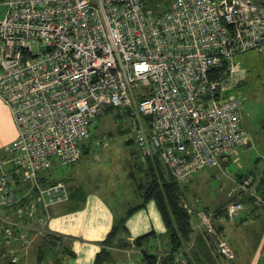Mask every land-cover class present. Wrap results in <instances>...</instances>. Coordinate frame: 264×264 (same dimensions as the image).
Wrapping results in <instances>:
<instances>
[{
    "label": "built area",
    "instance_id": "1",
    "mask_svg": "<svg viewBox=\"0 0 264 264\" xmlns=\"http://www.w3.org/2000/svg\"><path fill=\"white\" fill-rule=\"evenodd\" d=\"M252 51H264V4L253 0H171L159 11L143 0H0V98L18 131L0 152V211L17 209L0 214V260L16 264L32 240L51 233V208L70 191L61 181L43 184L41 173L56 161L79 162L111 108L129 114L142 157L157 158L167 178L184 185L222 168L251 141L236 88ZM263 172L240 182L224 207L229 222L245 209L244 196L264 206ZM196 216L194 235L207 234L234 259L217 214Z\"/></svg>",
    "mask_w": 264,
    "mask_h": 264
},
{
    "label": "rangeland",
    "instance_id": "2",
    "mask_svg": "<svg viewBox=\"0 0 264 264\" xmlns=\"http://www.w3.org/2000/svg\"><path fill=\"white\" fill-rule=\"evenodd\" d=\"M242 61L247 69L248 77L245 84L236 88V94L243 100V128L249 134L251 141L245 147L238 148V155L233 157L234 159L229 163L227 162L226 166L223 165L224 169L222 167L200 171L183 185L182 203L192 213L194 227L198 221L196 216L198 211L220 209L219 201L222 202L228 193L237 190L235 194L232 193L230 200L238 195L240 191V184L238 185L236 182L238 175L248 172H257L258 175L264 167V51L249 52L242 57ZM121 127L128 131L118 133ZM132 128L129 116L120 120L115 117L114 112L104 113L92 126L91 131L96 137L90 136L86 141V144L90 146V154L84 155L78 163L69 166H63L56 161L51 168L52 172L55 176L65 177L66 184H82L87 190L100 192L117 208H119V203H127L128 200L131 204L126 206L127 210L140 204L141 199L133 196L136 186L132 182V177L139 176L136 164L139 162L140 150L134 141ZM128 140H133L134 144H126ZM142 159L144 160L143 157ZM140 179L142 180V178ZM259 193L264 194V173ZM244 211L245 209L240 212L234 222H227L224 215L217 214L216 225L224 227L220 236L231 246L235 257L228 260L222 256L213 238L205 234L212 244L210 247L213 262L210 264H251L253 262L254 252L258 248L257 241L263 234L264 209L255 210V215L241 221L240 217ZM202 233L199 231L193 237L196 239ZM39 239L40 237L35 238L29 247L20 251L22 259L16 264L46 263L44 260L38 261ZM166 239H162L163 242L167 243ZM194 243L197 247V240ZM158 247L150 249L153 250V253L160 255H163L161 253L164 252L165 247L168 250L167 244ZM143 248L149 247L144 245ZM118 251L119 258L116 259H119L120 263L115 264H145L141 251H136V248L135 250L130 248ZM186 251L191 254L192 258L194 252L188 247ZM260 251V262H263V245ZM2 259L0 264H8L6 260L9 258L5 256ZM125 259L128 261L124 262Z\"/></svg>",
    "mask_w": 264,
    "mask_h": 264
},
{
    "label": "trees",
    "instance_id": "3",
    "mask_svg": "<svg viewBox=\"0 0 264 264\" xmlns=\"http://www.w3.org/2000/svg\"><path fill=\"white\" fill-rule=\"evenodd\" d=\"M143 1L147 7L153 8L157 11H159L162 8L166 9L171 2V0H143ZM243 84H245V82ZM107 112H114L115 117L120 120H122L126 116H129L127 112H120V110L112 109V108L109 109ZM127 131H128L127 129H123L121 127V130H119L118 133H123ZM91 137H96V136L92 133ZM86 141H84L81 146V151H82L81 158L84 155L90 154V146L86 144ZM134 141L128 140L126 144L128 145L134 144ZM136 166L139 176L135 175L132 177V182L136 186V190L133 192L134 195L133 194L132 195L137 198H140L141 203L130 207L128 210L126 209V206H129L131 204L129 200L127 201V203L125 202L119 203L118 205L119 208L113 206V204L111 205L114 214V224L112 230L107 235L105 240L100 243L102 248L101 251L96 256L95 264H115L113 250L127 249L130 248L132 245H134L135 248L141 249L140 251L142 253V260L144 261L145 264H210V262H213V257L211 252L212 244H210L209 238L207 239V237H205V233L199 234V236L196 239H194L193 237L195 232V227L192 222V213H190L189 210L185 208L182 203V199L184 195L183 185L177 183L176 181L170 178L165 177L164 173L162 172L161 165L157 158L148 157L143 160L140 152L139 162L136 164ZM51 168L41 173L42 183L45 185L55 184L60 181L65 183L66 182L65 177L55 176ZM251 175H255V174H251ZM140 178H142V180ZM262 180L257 190L258 193L260 186L262 184ZM19 186H20L19 190L25 189L23 188L22 182H19ZM69 191H70V199H69L70 201L71 200L80 201V202L84 201L86 194L84 187L82 186L74 187L72 189H69ZM260 196L264 200V194L261 193ZM151 200H154L156 202L157 207L161 213L162 219L164 221V224L166 226L165 237L167 238V242H168V250L162 252L161 254L163 255L153 253V250H151L150 248H154V247H149L146 249L143 248L144 247L143 245L147 243L152 236H154V233H149L137 237L133 241V243L129 241V232L126 227L127 219L134 212L143 208ZM241 202L245 206L251 205L256 209L259 208V206L255 205L253 197L244 196L241 198ZM20 205L23 206V204ZM13 210H17V209H13ZM13 210H7L8 212L2 210V212L0 211L1 212L0 214L2 216L8 217L9 213L12 212ZM218 213L224 215L225 220L229 222L226 217L225 210L223 208L216 212V214ZM215 226L218 234L220 235L224 227L218 225ZM65 239H67V237L52 233L46 234L44 236H40L39 239L40 243L38 247L39 250L38 261L41 262L44 260V262H46L45 264H65L64 259L75 258L76 254L72 251L71 247L68 244V241H66ZM193 240L195 242L197 240V243L201 244V246L196 247L195 243L194 245L190 246ZM194 246L195 248L193 249ZM187 247L188 249L190 248V250L194 252L192 258L190 256L191 254H189L188 251H186ZM6 252L7 250L5 248L2 249V247L0 246V253L3 254ZM6 258H9V256ZM6 261L8 262V264H14L10 262V260H6Z\"/></svg>",
    "mask_w": 264,
    "mask_h": 264
},
{
    "label": "crops",
    "instance_id": "4",
    "mask_svg": "<svg viewBox=\"0 0 264 264\" xmlns=\"http://www.w3.org/2000/svg\"><path fill=\"white\" fill-rule=\"evenodd\" d=\"M253 1L264 4V0H253ZM247 77H248V72H247ZM244 82H242L239 86H241ZM17 138H18V131L11 110L0 98V152H2L3 149H5L6 147L11 146L17 140ZM237 151L238 149H236L235 152L230 156L228 163L232 159H234L233 157L238 155ZM257 161H259V159H257ZM225 166H223V169L225 168ZM208 169H215V168H206L203 170H208ZM256 173L257 172H248L247 174L238 175L236 179L237 184L239 185L241 180L245 176ZM67 186L68 189H72L78 186L84 187V185L82 184L73 185V183L72 184L68 183ZM84 189L86 191V194L83 202L69 200L64 204L56 205L52 207L51 217L49 222L47 223V230L49 232H51L52 234H57L67 237V239L65 240L68 241V244L71 247L72 251L76 254L75 258L64 259L65 264H95L96 256L101 251L102 248L100 243L105 240L107 235L112 230L114 224V214L111 206L112 205L111 201L107 197H105V195L101 194L98 191L87 190L86 187H84ZM235 192L228 193L227 197L224 198L222 202L221 200L219 201L221 207L224 205L223 209L226 206V203L230 200L232 193L235 194ZM221 207L219 208L222 209ZM220 209H205V210L217 212ZM258 209H264V207H260L256 209L251 205H246L245 211L240 217V220L244 221L249 217H251L252 215H255L256 212L254 211ZM126 227L129 232V241L131 243H133V241L137 237L149 233H154V236H152L148 240V242L145 243L144 245H146L147 247H157V248H159L158 247L159 245L161 247L162 244L164 246L165 244H167L168 246V242L165 243L162 240V239H166L165 237L166 226L162 219L161 213L157 207V204L154 200L149 201L143 208L134 212L127 219ZM262 245L264 247V229H263V234L259 236V239L257 241L258 248L256 252H254L255 256L251 264H263V262H260L261 261L260 250ZM198 246H201V244L197 243V247ZM130 248L131 249L134 248L135 250L134 245H132ZM130 248H127L126 250ZM118 250L123 251L125 249L113 250L115 263H120L118 261L119 259H116L119 256ZM140 250L141 249L136 248V251H140ZM164 251H166V247L164 248ZM262 260L264 261V259ZM126 261L128 260L125 259L124 262ZM129 261L131 262V260Z\"/></svg>",
    "mask_w": 264,
    "mask_h": 264
}]
</instances>
